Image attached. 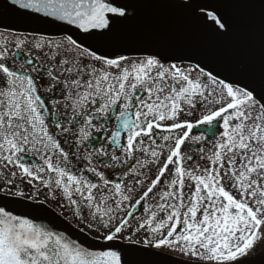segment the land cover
Segmentation results:
<instances>
[{
    "label": "snow or ice",
    "instance_id": "obj_1",
    "mask_svg": "<svg viewBox=\"0 0 264 264\" xmlns=\"http://www.w3.org/2000/svg\"><path fill=\"white\" fill-rule=\"evenodd\" d=\"M179 4L0 0V264H264V0Z\"/></svg>",
    "mask_w": 264,
    "mask_h": 264
},
{
    "label": "water",
    "instance_id": "obj_2",
    "mask_svg": "<svg viewBox=\"0 0 264 264\" xmlns=\"http://www.w3.org/2000/svg\"><path fill=\"white\" fill-rule=\"evenodd\" d=\"M138 4L137 16L134 22L126 29L127 38L132 42H150L157 37L172 34L178 28H189L192 22L187 18L179 0L175 3L171 0H136ZM204 50L215 52L231 50L236 44L217 43L211 38H204ZM168 43H174L168 41ZM246 58L253 64L258 65L261 56V36L259 28L251 35L245 37L239 44ZM228 67L234 65L228 64ZM56 223L61 230H67L75 234L72 224L66 219L57 218Z\"/></svg>",
    "mask_w": 264,
    "mask_h": 264
},
{
    "label": "flooded vegetation",
    "instance_id": "obj_3",
    "mask_svg": "<svg viewBox=\"0 0 264 264\" xmlns=\"http://www.w3.org/2000/svg\"><path fill=\"white\" fill-rule=\"evenodd\" d=\"M47 203L51 204L54 208H56V205L53 204L51 200L47 201ZM58 210H60V209H58ZM65 211L67 212V216L71 215V212H70V209L69 208H65L63 210V212H65ZM141 211H142V206H141Z\"/></svg>",
    "mask_w": 264,
    "mask_h": 264
}]
</instances>
